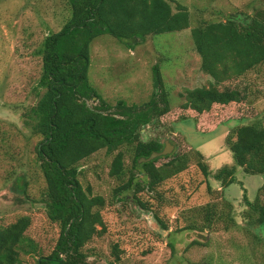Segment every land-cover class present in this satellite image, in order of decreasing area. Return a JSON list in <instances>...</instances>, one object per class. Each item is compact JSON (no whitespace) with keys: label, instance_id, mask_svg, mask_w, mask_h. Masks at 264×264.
<instances>
[{"label":"rangeland","instance_id":"obj_1","mask_svg":"<svg viewBox=\"0 0 264 264\" xmlns=\"http://www.w3.org/2000/svg\"><path fill=\"white\" fill-rule=\"evenodd\" d=\"M167 1L173 11L177 3L187 7L189 27L147 35L132 47L127 45L131 41L119 40L107 33L97 36L90 44L88 80L111 106L119 100L128 105H140L158 94L162 107L164 103L159 100V94L163 88L168 106L176 111L172 114L178 120L173 121L166 115L155 118L140 129L141 139L163 143L168 140L172 144L168 154L173 155L187 152L191 146L203 154L209 170L215 174L223 166L234 165L224 139L229 129L240 123L239 117L246 113L245 109L252 114L243 116L246 122L254 119L264 122V65L241 79L249 86L250 93L246 102L238 107L239 112L227 115L237 118L215 128L206 125L203 128L207 131L197 130L192 118H180L183 116L180 106L185 101L183 94L187 88L207 86L212 79L200 70V57L194 49L191 29L201 22L224 21L230 14H252L262 2ZM67 16L66 0H0V225L28 215L31 222L26 234L38 244L37 254L43 256L54 249L59 227L47 219L39 202L44 180L35 147L40 137L24 128L21 114L38 98L36 83L42 66L38 50L42 40L48 33L59 30ZM155 66L162 76L161 87L155 85ZM87 104L95 106L99 100L93 97L87 99ZM111 159L112 154L101 149L78 167L82 184H89L94 194L105 198V205L100 209L105 229L84 247L90 250L87 258L90 264H108L113 258V243H117L121 254L116 264H264L261 238H264V225L248 226L241 218L247 210L244 192L254 198L263 187L260 200L264 202V173L248 175L235 166L237 182L224 188L225 199L233 202L235 211L232 213L228 205H223L218 192L206 193L205 179L194 164L154 191L138 193L141 200L153 206L152 211L133 201L130 192L124 200L113 195L118 181L108 174ZM131 160L132 155L127 153L128 172L134 170ZM167 160L160 158L156 165ZM210 201H214L222 219L215 220L213 228L208 229L200 208ZM154 213L168 223L167 230L160 227ZM232 214L239 223L225 229L233 225L229 220ZM188 226L195 229L184 230ZM194 240L197 243H193ZM38 256L23 255L20 264H35Z\"/></svg>","mask_w":264,"mask_h":264},{"label":"trees","instance_id":"obj_2","mask_svg":"<svg viewBox=\"0 0 264 264\" xmlns=\"http://www.w3.org/2000/svg\"><path fill=\"white\" fill-rule=\"evenodd\" d=\"M261 2L262 6L252 14H230L224 21L201 22L191 29L200 70L212 79L207 86L187 88L183 94L185 101L180 106L183 110L180 118H192L197 130L207 131L203 128L206 125L215 128L237 118L227 115L239 112L238 107L248 99L249 86L241 79L264 65V0ZM66 4L68 16L63 25L48 33L38 50L42 66L36 83L37 101L21 114L24 128L40 137L35 147L44 180L39 202L47 219L58 225L59 235L51 253L43 256L37 254L38 244L26 234L31 222L28 215L1 224L0 264H20L23 255H39L35 264H90L87 260L90 250L84 247L105 229L100 212L105 198L94 194L89 184H82L78 167L101 149L112 154L108 174L118 181L113 195L124 200L130 192L133 201L152 211L153 206L141 200L138 193L154 191L194 164L205 179L206 193L218 192L223 205H228L232 213L233 202L225 199L224 188L237 182L235 166L248 175L264 173V122L261 119L246 122L243 116H252L248 108L239 117L240 123L231 127L224 139L233 166H223L212 174L203 154L191 146L187 152L140 162V158L161 151L164 146L156 139L142 140L140 129L162 115L178 120L172 114L176 111L168 106L164 89L159 94V100L164 103L162 107L158 94L140 105L119 100L111 106L88 80L90 44L94 38L107 33L116 39L131 41L127 45L132 47L147 35L186 29L189 27L186 6L177 3L173 11L167 0H66ZM153 69L155 85L161 87L160 71L157 66ZM93 97L99 104L89 106L87 99ZM113 107L116 108L111 111ZM127 153L132 155L134 169L129 172L125 165ZM160 158L168 160L156 165ZM262 188L254 198H249L247 192L242 194L247 210L241 218L248 226L264 225ZM200 209L208 229L213 228L215 220L222 219L214 201ZM154 218L162 229H168V223L158 213H154ZM229 220L233 225L225 229L239 223L234 214ZM258 237L264 243V238ZM111 256L108 264H116L121 258L117 243L112 244Z\"/></svg>","mask_w":264,"mask_h":264},{"label":"water","instance_id":"obj_3","mask_svg":"<svg viewBox=\"0 0 264 264\" xmlns=\"http://www.w3.org/2000/svg\"><path fill=\"white\" fill-rule=\"evenodd\" d=\"M171 148H172V144L168 140H166L164 142V146H163L161 151H154L148 157L140 158L139 161L140 162L141 161H143V162L144 161H150V160L154 159L155 157L166 155L170 152Z\"/></svg>","mask_w":264,"mask_h":264}]
</instances>
